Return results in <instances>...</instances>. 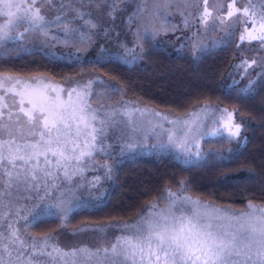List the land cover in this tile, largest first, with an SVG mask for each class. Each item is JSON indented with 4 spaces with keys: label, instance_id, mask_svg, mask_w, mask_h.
Here are the masks:
<instances>
[{
    "label": "trees",
    "instance_id": "16d2710c",
    "mask_svg": "<svg viewBox=\"0 0 264 264\" xmlns=\"http://www.w3.org/2000/svg\"><path fill=\"white\" fill-rule=\"evenodd\" d=\"M37 1L48 20L55 21L62 14V19L70 21L78 31L66 37L62 27L50 23L45 26V36L39 31H25L30 26L19 24L10 38L0 44V75L44 77L55 82L90 78L98 84L92 87L90 103L93 100L98 105L104 100L111 108L131 102L179 118L204 106L219 113L232 111L241 132L234 138L223 134L203 139L201 156L187 165L170 152L119 160L113 166L111 187L103 200L70 212L66 221L55 209L28 215L27 210L40 203L38 197L43 189L16 190L14 204L7 209L10 217H2L4 209L0 210V260L4 264H22V261L23 264L29 261L46 264L44 254L39 251L43 248L45 253L48 248V244H43L45 237H51L50 242L65 228L72 234L83 227L132 221L147 206L153 203L162 206L165 200L160 198H166V189L179 192L181 182L187 183V195L219 207L243 210L251 203L264 208V59L255 57L261 50L254 39L248 38L245 25L241 27L234 22L232 35L224 44L209 42L195 49L190 28L183 22H159L154 30L148 31L154 35L153 39L137 40V30L141 33L146 30L141 25L144 16H153L154 0L120 4L123 10L115 14L114 21L106 15V6L98 10L86 2L81 4L80 0ZM209 1L211 6H201L202 14L207 8L211 14L217 11L219 17L224 11L228 13V5L233 2ZM197 2L200 0H192V4ZM235 7L241 10L248 7L250 13L254 12L253 18L246 16L247 27L251 31L254 20L255 33L264 35L259 27L264 20V0H236ZM72 8L91 11V19L103 26L98 30L101 34L93 36L95 43L86 52H78L76 47L65 43L66 40L78 43L82 33L86 39L92 31L84 21L75 18ZM137 8L142 11L129 27L128 16ZM237 13L243 15L242 11ZM158 25L163 28L157 33ZM104 28L110 29L107 37L102 35ZM241 35L245 36L243 41ZM101 45L107 54L98 63ZM126 50L129 51L126 53ZM249 55L255 58H247ZM253 61L256 67L249 68ZM219 126L214 125V129ZM11 189L0 183L5 199ZM67 195L71 191L64 194ZM66 201L72 202V196ZM71 207L75 208L73 204ZM26 215L28 218L24 219ZM9 223L16 225L19 236L29 247L22 248L19 241L9 244ZM32 240L38 242L34 254ZM20 251L25 255L18 260Z\"/></svg>",
    "mask_w": 264,
    "mask_h": 264
},
{
    "label": "snow or ice",
    "instance_id": "6c2138e0",
    "mask_svg": "<svg viewBox=\"0 0 264 264\" xmlns=\"http://www.w3.org/2000/svg\"><path fill=\"white\" fill-rule=\"evenodd\" d=\"M51 2V0H48ZM87 3L94 5L96 9L106 6V15L113 21L115 14L123 9L119 8L122 3L133 2V0H80L81 4ZM208 0H205L207 4ZM236 0H233L228 5V17H232L237 12L243 13L244 16L253 18L255 13H250V9L245 7L239 9L235 7ZM61 9L64 5L60 6ZM75 18L84 21V23L92 30L87 34H81L79 42L66 44L70 47H76L78 52H86L88 47L95 43L94 35H100L98 31L102 24L91 19V11H83L80 8H72ZM142 9L137 8L128 16V26L136 22V17ZM23 13V15H20ZM211 12L205 8L202 23H207ZM7 17L3 22H0V44L10 38L11 32L19 26V24L26 23L30 26L25 28V31L34 30L39 31L42 35H47L45 26L50 23H56L58 27H62L66 37L78 31L77 28L72 27L70 21L62 19V14L57 15L55 21L47 19L43 13L42 8L37 6V0H0V18ZM88 17V19H86ZM260 30L264 31V20L260 23ZM110 29L104 28L102 35L107 37ZM245 32L249 39H260L264 41V35H255V21L253 20V29L250 31L245 23ZM154 35L149 33L146 29L143 33L137 30V40L153 39ZM241 41L245 39L244 35L240 37ZM129 50H126V53ZM104 45H101L97 53V62L99 63L106 55ZM71 55V53H69ZM245 64L248 62L245 61ZM252 63H256L253 61ZM250 66V65H249ZM7 79L11 80V77ZM16 84L20 81L17 79ZM39 83V82H37ZM94 81H90L86 88H91ZM102 83V82H101ZM251 83V82H250ZM0 86H3V80L0 79ZM13 91L14 89H8ZM76 94V100L70 101L71 114L69 115V106L56 105L49 109L47 113L43 108L25 107V98L28 95L24 91H15V95L20 97L19 112L23 114L26 120H21L17 115L15 123L6 124L3 122L4 112L0 111V134L7 133L8 138H0V169L3 170V176L8 179L2 181L7 188H11L14 184L16 186L24 185L27 189L35 188L39 191V184H34L39 177L37 173H43L45 176H51L52 172L48 168L43 167L40 157H44L43 165H52L57 168L67 169L68 165L65 161L75 160L79 164L84 157L92 155L96 148V143L100 136L106 135L107 130L116 124L113 119L115 113H112L107 120L99 119V127L96 122L98 120V109H93L87 100L90 92H78L75 88L69 92V97ZM3 99V97H0ZM29 104L32 100L28 99ZM144 115L148 110H141ZM121 115H128L125 109ZM155 116L160 117L161 120H167V116H161L160 113H154ZM11 120L13 113L8 112ZM226 116L227 127L230 137H238L241 131V125L233 123L232 113L222 114V119ZM151 123V121H149ZM174 125L181 123L179 120L169 121ZM183 123L188 127V132H191V124L188 120ZM75 126V135H72L71 129ZM156 125H153L155 127ZM159 127L163 128L160 123ZM131 131L135 133L137 129L133 126ZM188 133L185 132V136ZM218 134V133H216ZM177 131L173 129L168 135V144L159 145L166 147L168 145L180 148L182 143L177 139ZM39 136L38 140L29 141L28 137ZM83 136L84 143L81 145L80 139ZM90 137L91 139H88ZM147 138V136H145ZM71 145V148H69ZM131 148V143L127 145ZM79 150V151H78ZM191 152V147L185 148V155L187 156L186 163H192L191 156L187 154ZM55 158L54 161L50 159ZM197 158L201 156L199 150L196 151ZM33 161H35L33 163ZM112 169H108V174H111ZM67 175V171H65ZM71 179V177H69ZM99 178L97 177V180ZM93 187H96L93 184ZM187 183L181 182L180 191L172 192L166 189L167 197H161V200L167 201L166 207L159 208L156 203L150 205L148 209L141 213V215L133 223H123L116 225H108L107 227H116L121 230L110 247L106 246L102 250L96 249L92 251L88 248H73L71 250H62L59 246H52V251L44 253V249L40 248L42 254H47L52 257L53 264H56L57 257L63 264H76V260H66V257L75 258L79 255H85L88 258L93 256H100L103 252V259L110 261V264H264V209H258L249 203V211L241 213L236 216L224 209L212 207L208 204H203L198 198L193 199L186 194ZM96 199H101L104 195L102 190ZM4 193L0 192V196ZM11 193H9L10 195ZM47 195V193H46ZM91 195V193H90ZM40 203L34 204L29 208L28 215L33 213L39 214V211L45 209H55L59 217L65 221L68 219L69 213L72 211L71 201L57 200L56 203L48 204L45 202V197H38ZM187 206H190V210ZM19 214V213H17ZM27 219L28 216H24ZM246 218V219H245ZM241 221L237 230H233L230 223L225 221ZM8 228L11 230L7 239L9 244H15L19 241L22 248H27L29 245L21 239L15 227L9 223ZM86 229H81L84 231ZM103 230V229H101ZM51 237H45L43 244L47 245ZM37 241L32 240L31 248L33 254L37 250ZM8 246L5 245V251ZM53 253L56 255L53 256ZM25 253L20 251L17 259H21ZM0 264H4L0 260ZM23 264V261H22ZM31 264V261H29Z\"/></svg>",
    "mask_w": 264,
    "mask_h": 264
},
{
    "label": "rangeland",
    "instance_id": "374dc122",
    "mask_svg": "<svg viewBox=\"0 0 264 264\" xmlns=\"http://www.w3.org/2000/svg\"><path fill=\"white\" fill-rule=\"evenodd\" d=\"M217 0H215L216 2ZM19 2V0H16ZM38 2V1H37ZM39 3V2H38ZM44 4L40 2V5ZM212 1L207 2V4H202V0L198 3L192 4V0H154L152 12L153 16L145 15L144 19L141 22L142 26H145L148 31L155 29L156 24L159 22L161 24L165 22L171 23H182L184 26H189L190 36L193 40V46L198 49L203 44H209V42L221 45L226 43V41L232 35V26L234 22L238 23L239 26H244L246 23V16L236 13L232 17H228L226 11L216 15L217 11L208 18L207 23H202V12L201 6H211ZM21 15V14H20ZM7 17L0 18V22H3ZM149 21L150 23H147ZM147 24V25H146ZM157 33L162 30L163 27L157 26ZM259 36V33H255ZM258 44L257 47L261 50L258 54L255 55L257 60L260 58L264 59V41L260 39H254ZM249 57H254L249 55ZM254 57V58H255ZM256 63H252L249 68L256 67ZM11 77V80L7 79ZM0 79L3 80V86H0V111L4 112L3 122L6 124L15 123V117L19 115L21 120H26L22 113L19 112V100L20 97L15 95V91H24L28 95L25 98V107H32L35 105L37 108H43L45 113L49 109L54 108L56 105H65L69 106L70 101L76 100V94L73 93L72 97H69V92L72 89H76L78 92H90L92 87H97V81L87 78V79H70L64 82H55L48 78H21L17 76L9 75H0ZM19 80L20 83L16 84L15 81ZM90 81L92 83L91 88H86ZM39 82V83H37ZM8 89H14L9 91ZM88 95L86 98L89 101ZM28 99L32 100V104H29ZM92 100V98H91ZM91 107L93 109H98V120L94 123L99 127V119L107 120L112 113H115L113 119H115L116 124L110 127L107 130L106 135L100 136L96 148L92 152L91 156L84 157L83 160L77 164L75 160L65 161V164L68 165L67 169L57 168L55 164L52 165H43L44 157H40L43 167L48 168L52 172L51 176H45L43 173H37L39 179L33 181L34 184H39V190L43 189L41 192V197H45V202L54 203L56 200H65L72 196V204L75 208L71 211L73 212L76 209L82 207H89L90 205L97 204L101 202L103 198L96 199L100 195L102 190L105 194L108 189L111 187V174H108V169L113 170V166L119 160L123 158H131L138 155H149L151 153H161V152H170L174 157L182 164L187 165L186 163L187 156L185 155V148L187 146L191 147V152L188 153V156H191L192 161H197V156L195 155L197 150L201 149V141L205 138L215 137L220 135L229 136L227 119L226 116L222 119V114L224 112H215V109L209 106H204L202 108L196 109L193 113L179 118L177 116H172L162 112L155 111L144 106H138L131 102H124L118 108H111L106 101H101L98 105L93 101ZM127 109L128 115H121V113ZM141 110H148L144 115L141 114ZM12 112L13 116L11 120L9 119L8 112ZM160 113L161 116H167V120H161L160 117L154 115V113ZM226 113V112H225ZM232 113L233 123H238L237 119ZM71 114V107L69 106V115ZM179 120L180 124L174 125L169 123V121ZM184 120H188L191 124L192 121H195L194 124H191V132H188V127L183 123ZM151 121V123H149ZM163 124V128L159 127V124ZM219 124V128L214 129V125ZM153 125H156L153 127ZM135 127L137 131L133 133L131 131L132 127ZM176 129L178 135L177 139L182 143L180 148L175 146L168 145L166 147H160L159 145L168 144V135L173 130ZM72 135H75V126L73 125L71 129ZM185 132L188 134L185 136ZM241 132V131H240ZM218 133V134H216ZM147 136V138H145ZM221 137V136H220ZM0 138L7 139V133L0 134ZM39 136L28 137V140L31 142L33 140H38ZM88 139H91L88 137ZM81 145L84 143L83 136L80 139ZM131 143V148H128L127 145ZM71 148V145H69ZM79 151V150H78ZM50 159L54 161L55 158L51 157ZM35 161H33L34 163ZM67 171V175H65ZM0 177L2 181H6L8 178L3 176V170L0 169ZM71 177V179H69ZM97 177L99 178L97 180ZM0 181V183L2 182ZM93 184L96 187H93ZM11 194L5 199V194L0 197V210L4 209L5 219L10 217L8 212V207L14 204L15 192L16 190H31L27 189L26 186H16L15 184L11 187ZM35 188H33L34 190ZM71 195L64 196L65 193L70 192ZM47 193V195H46ZM91 193V195H90ZM167 197V196H166ZM195 199V198H193ZM203 204L211 205L212 207L224 209L236 216H239L241 213H246L250 209L247 207L243 210H235L228 207H219L212 203L201 201ZM166 199L162 206L159 208L166 207ZM255 206V205H253ZM150 206L144 208L142 212L148 209ZM190 210V206H187ZM258 209H264L259 206H255ZM141 215V214H140ZM139 215V216H140ZM138 216V217H139ZM137 217V218H138ZM136 218V219H137ZM136 219L128 221L125 223H133ZM246 219V218H245ZM124 222L112 223L111 225L123 224ZM226 224L230 223L233 230H237L243 220L241 221H225ZM15 229L16 225L12 224ZM110 225V224H109ZM108 225H99L98 227H83L81 229H86L81 231V229L70 234L68 229L60 231L53 239L48 243L47 250L45 253L52 251V246H59L62 250L67 249L71 250L73 248H88L92 251L96 249H103L104 247H110L111 243L115 241L116 237L120 235L121 230L116 227H107ZM103 229V230H101ZM56 254L53 253V256ZM44 260L46 264H53L52 257L47 254H44ZM86 257V262H85ZM66 260L71 261L72 259L76 260V264H110V261H105L103 259V252L101 251L100 256H93L88 258L85 255H79L75 258L66 257ZM56 264H63V261L57 257Z\"/></svg>",
    "mask_w": 264,
    "mask_h": 264
}]
</instances>
